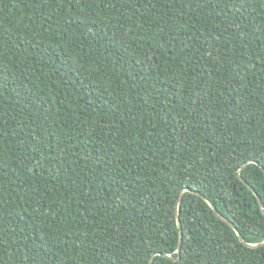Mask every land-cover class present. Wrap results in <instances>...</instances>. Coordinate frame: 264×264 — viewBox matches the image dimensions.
Wrapping results in <instances>:
<instances>
[{"label":"trees","instance_id":"obj_1","mask_svg":"<svg viewBox=\"0 0 264 264\" xmlns=\"http://www.w3.org/2000/svg\"><path fill=\"white\" fill-rule=\"evenodd\" d=\"M263 241L264 0H0V264Z\"/></svg>","mask_w":264,"mask_h":264},{"label":"water","instance_id":"obj_2","mask_svg":"<svg viewBox=\"0 0 264 264\" xmlns=\"http://www.w3.org/2000/svg\"><path fill=\"white\" fill-rule=\"evenodd\" d=\"M251 188V187H250ZM252 189V188H251ZM253 190V189H252ZM186 191V189L184 190V192ZM254 191V190H253ZM193 192V191H192ZM255 192V191H254ZM181 198H182V195L180 196V199L179 200H181ZM212 207H213V209L215 210V208H214V206L210 203V201L206 198V197H203ZM215 212L218 214V212L215 210ZM178 224H179V227H180V242H179V250H178V253L180 254L181 253V246H182V227H181V222H180V219H178ZM238 235H239V239H240V241H242L243 242V239H242V237H241V234L240 233H238ZM249 246H251V247H261V246H264V241L263 242H261V243H258V244H255V245H249Z\"/></svg>","mask_w":264,"mask_h":264}]
</instances>
